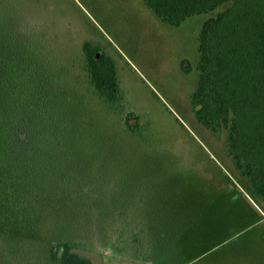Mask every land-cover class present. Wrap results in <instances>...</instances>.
I'll use <instances>...</instances> for the list:
<instances>
[{"label":"rangeland","instance_id":"rangeland-1","mask_svg":"<svg viewBox=\"0 0 264 264\" xmlns=\"http://www.w3.org/2000/svg\"><path fill=\"white\" fill-rule=\"evenodd\" d=\"M211 15L171 27L141 0H0L18 91L44 113L33 169L4 179L23 205L13 236L0 237V264H55L59 241L93 264H264V203L190 111ZM85 42L114 60L122 115L91 83Z\"/></svg>","mask_w":264,"mask_h":264},{"label":"trees","instance_id":"trees-1","mask_svg":"<svg viewBox=\"0 0 264 264\" xmlns=\"http://www.w3.org/2000/svg\"><path fill=\"white\" fill-rule=\"evenodd\" d=\"M141 1L171 27L191 16L213 13L197 35L198 75L189 95L190 111L194 121L222 144L247 195L264 203V0ZM82 48L91 83L108 106L122 115L123 96L114 60L89 42ZM15 63L8 61L0 41V184L5 187L0 191V237L13 236L18 225L14 218L22 215L23 205L15 186L4 179L23 167L33 169L41 144L35 139L40 133L34 122L44 114L35 109L33 93L25 91L23 97L19 93ZM130 119L135 123L130 124ZM123 124L131 132L140 128L132 111L124 114ZM50 258L55 264H93L68 241L53 245Z\"/></svg>","mask_w":264,"mask_h":264},{"label":"water","instance_id":"water-1","mask_svg":"<svg viewBox=\"0 0 264 264\" xmlns=\"http://www.w3.org/2000/svg\"><path fill=\"white\" fill-rule=\"evenodd\" d=\"M99 56V54H96V57H98Z\"/></svg>","mask_w":264,"mask_h":264}]
</instances>
